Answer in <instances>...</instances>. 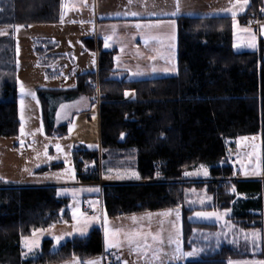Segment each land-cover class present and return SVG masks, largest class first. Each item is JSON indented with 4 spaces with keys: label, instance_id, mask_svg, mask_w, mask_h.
<instances>
[{
    "label": "trees",
    "instance_id": "1",
    "mask_svg": "<svg viewBox=\"0 0 264 264\" xmlns=\"http://www.w3.org/2000/svg\"><path fill=\"white\" fill-rule=\"evenodd\" d=\"M263 7L264 0H248L247 8L236 18L241 24L248 17L263 18L264 14L259 15ZM59 17L60 0H0V26L57 23ZM175 19L176 75L115 78V50H102L97 42L95 71L79 74L71 88H37L45 133H66L67 122L57 126L54 122L60 103L80 96L92 98L97 92L100 149L73 147L76 180H97L98 174L88 173L84 167L97 165L98 160L102 172L132 169L139 176L138 182L101 186L107 216L181 207L184 188L205 185L213 196L212 208L229 209L228 219L241 228H261L264 179L235 178L228 140L259 133L264 176V39H259L256 50L237 52L232 47L231 16L178 15ZM83 40L87 47L95 48L92 38ZM52 48L53 44L44 43L35 52L39 56ZM14 61L12 35L1 36L0 137L16 135L19 126ZM88 79L97 80V88L89 86ZM126 89L135 91L133 100L123 99ZM200 165L208 168V180L182 179L185 172ZM56 189L51 185H0V264H53L102 252L101 230L93 226L86 235L64 241L55 251L51 250L52 240L44 239L36 255L23 257L21 237L70 218L68 199L59 197ZM191 225L195 223L183 221L185 237ZM231 255V249L223 247L220 259L176 264H226Z\"/></svg>",
    "mask_w": 264,
    "mask_h": 264
},
{
    "label": "rangeland",
    "instance_id": "2",
    "mask_svg": "<svg viewBox=\"0 0 264 264\" xmlns=\"http://www.w3.org/2000/svg\"><path fill=\"white\" fill-rule=\"evenodd\" d=\"M57 23L0 26V35L11 34L14 39V76L19 120L16 135L0 137V180L5 183H31L28 185L50 183L58 185L67 196L70 216L67 221L35 229L29 235L21 237L23 257L36 255L44 239L52 240L51 250L55 251L64 241L74 236L86 235L92 225H95L102 233L100 254L86 259L73 256L53 264H89V262L105 264L104 259L108 254L116 255V260L120 257L121 264H176L184 263L189 259H217L223 247L232 251L226 264H264V181L261 228H241L228 219L229 209L212 208L213 196L205 185L184 188L181 207L171 209L109 217L99 201L91 200L94 203L90 210L82 207L85 187L79 185L76 180L68 132L63 135L45 133L42 107L36 90L75 86L77 76L81 72L94 70L95 49L87 47L83 39L69 36L74 28L65 25L54 26ZM84 26L88 27L86 24ZM242 26L244 27L238 26L234 30L235 50L257 49L259 39H264V17L254 18ZM85 27L77 28L78 33L87 34L88 30ZM55 31H60L63 36L67 35L65 38L63 36L58 38L60 46L57 50L61 56L56 60L42 63L37 59L34 49L41 44L38 40L46 38ZM242 35L244 38H241ZM45 44L48 46L51 43ZM85 97L91 103L100 100L97 92L92 98ZM81 102H84V99ZM76 106L77 103L73 105ZM238 138L235 146H228V152L234 158L232 165L235 174L240 176L261 174V135L256 133ZM57 163L58 166L50 167ZM97 165L100 168L99 175L103 179L110 176L120 181H139L135 170L109 169L102 172L100 160ZM42 167L50 168L39 170ZM87 168L84 167V171ZM205 170L207 175L204 174ZM189 175L200 179L209 177L208 168L200 165ZM87 194L93 196V189H88ZM176 209H179L178 214ZM184 210L187 211L185 214ZM197 213L217 215L198 217ZM105 220H107L106 225ZM184 220L189 224L195 223L191 225L192 229L187 237L183 233ZM105 228H107V237ZM81 231L83 235L80 234ZM67 233L72 235H65ZM56 236H64V239L57 244L54 239ZM193 252L195 254L189 258V253Z\"/></svg>",
    "mask_w": 264,
    "mask_h": 264
},
{
    "label": "crops",
    "instance_id": "3",
    "mask_svg": "<svg viewBox=\"0 0 264 264\" xmlns=\"http://www.w3.org/2000/svg\"><path fill=\"white\" fill-rule=\"evenodd\" d=\"M176 5L177 0H60L59 22L54 24V26H70V28H74V31L70 32L69 36H76L80 40L92 38L95 41V68L91 71L96 70L97 42H99L102 50H115L113 58L114 77L121 78L126 76L128 80L151 79L177 74V24L175 18L178 15L231 16L233 18L232 47L235 50L234 30L238 26L244 27L242 26L244 24H241L236 17L245 11L248 2L245 4L244 0H179L180 11L176 15H172L173 12H176ZM228 9L231 11H224ZM233 11L236 12L235 17L231 14ZM132 13H136V15H132ZM85 24L88 27H85ZM79 27H85L88 33L85 35L78 33L79 29L77 28ZM62 36L60 31H55L46 38L40 39L41 41L38 40L41 44L46 42L53 44V48L46 52L43 51V54L39 56L34 51L37 59L42 63H47L61 56L57 47L60 46L58 38H62ZM66 36H63V38ZM241 38H244V36L242 35ZM106 39L109 44L108 47H105ZM47 54H50V56ZM82 73L86 72H81L80 74ZM126 91L129 93L127 97L125 96ZM134 98V90H124V100H133ZM83 99L84 102H81ZM99 102L100 100L97 99V101L91 103L85 96H80L74 101L63 102L58 105L55 113V126L68 122L66 132H68V140L72 145V149L75 145L88 150L100 149L98 128ZM75 103H77V106L73 107ZM61 105H65V107L61 108ZM65 112L66 114H64ZM238 140L239 138H235L228 141L231 142L232 146H235ZM228 159L231 163L232 157L229 152ZM185 173L182 179L187 181L207 180L209 178L200 179V177H191L190 175H185ZM235 178L264 179V176L262 173L256 176H240L236 174ZM101 179L104 183L138 182L120 181L110 176H106L105 179L101 176ZM28 184L31 183H5L0 180L1 186H42V184ZM49 185L57 187L56 193L59 197L67 198L65 192L61 191L58 185L53 183ZM83 187H85L83 195L87 194L88 189H93L94 194H100L101 192L100 187ZM92 201L94 200L92 199ZM93 203L91 202V208ZM189 256L191 258V255ZM118 264H121L120 257L118 258Z\"/></svg>",
    "mask_w": 264,
    "mask_h": 264
},
{
    "label": "built area",
    "instance_id": "4",
    "mask_svg": "<svg viewBox=\"0 0 264 264\" xmlns=\"http://www.w3.org/2000/svg\"><path fill=\"white\" fill-rule=\"evenodd\" d=\"M264 13V8H262L260 11H259V14H263ZM253 20L252 17H248L246 18V21L249 22ZM262 56L264 57V52L262 54ZM87 83L90 85V86H95L97 88V80H91V79H88L87 80ZM234 161V160H232ZM88 173H91V174H94V173H97L98 174V179L95 180V181H84V182H79L78 184L79 185H84V186H95V187H101L104 182L101 180V177H100V173H99V165H91L88 169H86ZM85 170V171H86ZM83 203H82V207L84 209H90L91 208V202L90 200H95V201H99L100 200V197L95 194L93 197L92 195L90 194H86V195H83ZM87 197H89V199H87ZM104 263L105 264H118V260H116V255H110L108 254L105 259H104Z\"/></svg>",
    "mask_w": 264,
    "mask_h": 264
},
{
    "label": "snow or ice",
    "instance_id": "5",
    "mask_svg": "<svg viewBox=\"0 0 264 264\" xmlns=\"http://www.w3.org/2000/svg\"><path fill=\"white\" fill-rule=\"evenodd\" d=\"M244 3L246 4L247 3V0H244ZM179 11H180L179 0H177L176 12H173L172 15H176ZM224 11H231V10L228 9V10H224ZM231 14H232L233 17L236 16V12H234V11ZM132 15H136V13H132ZM108 46H109V44H108V41L106 39V41H105V47H108ZM29 94H32V93H29ZM125 96L126 97L129 96V93L127 91L125 92ZM64 107H65V105H61V108H64ZM58 115H59V113H58ZM121 135L123 136L124 134L122 133ZM57 147L59 148V145H57ZM201 167H203V166H201ZM204 174L207 175L206 170H205V173ZM157 175H159V173H157ZM185 175H189V173H185ZM137 178H139V177L137 176ZM233 191H235V189H233ZM176 212L178 214L179 213V209H176ZM196 215L198 217L199 216H205V217H207V216H213V215H217V214L216 213H197ZM74 217H75V213H74ZM106 224H107V220H105V225ZM105 233H106V237H107V228H105ZM80 234L83 235V232L81 231ZM65 235H72V234L71 233H67ZM54 239H55L56 243L58 244L61 240L64 239V236H56V237H54ZM113 246H115V245H113ZM194 254H195L194 252L193 253H189V255H194ZM89 264H95V262H89Z\"/></svg>",
    "mask_w": 264,
    "mask_h": 264
}]
</instances>
